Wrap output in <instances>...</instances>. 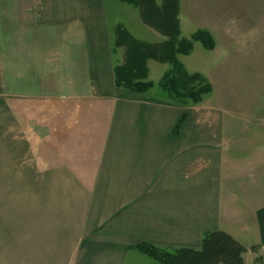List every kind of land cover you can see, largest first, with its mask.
Returning <instances> with one entry per match:
<instances>
[{"label":"crops","instance_id":"1","mask_svg":"<svg viewBox=\"0 0 264 264\" xmlns=\"http://www.w3.org/2000/svg\"><path fill=\"white\" fill-rule=\"evenodd\" d=\"M235 1L179 0V20L184 38L211 33L214 49L196 43L225 77L239 61L243 94L242 64L263 56L217 37L264 0ZM117 22L107 0H0V264H156L139 245L199 248L211 231L264 264V104L255 137L236 135L225 107L117 86Z\"/></svg>","mask_w":264,"mask_h":264},{"label":"trees","instance_id":"2","mask_svg":"<svg viewBox=\"0 0 264 264\" xmlns=\"http://www.w3.org/2000/svg\"><path fill=\"white\" fill-rule=\"evenodd\" d=\"M139 10L143 23L165 37L160 42H147L134 37L123 25L115 28V48L124 49V61L114 69L117 86L137 93H148L156 84L165 97L179 105H197L213 91L211 82L199 72H189L180 56L190 55L194 44L204 48L215 47L214 37L199 30L189 38L181 36L179 0H116ZM150 60L170 65L161 80H149ZM181 120L175 132L182 125ZM138 250L160 264H245L246 248L224 231H211L203 235L199 248H161L141 244Z\"/></svg>","mask_w":264,"mask_h":264},{"label":"rangeland","instance_id":"3","mask_svg":"<svg viewBox=\"0 0 264 264\" xmlns=\"http://www.w3.org/2000/svg\"><path fill=\"white\" fill-rule=\"evenodd\" d=\"M160 1L161 0H158V2ZM257 9L258 11L263 12L255 14ZM107 11L111 26L113 25L112 23L118 21V24L128 28L131 33L140 40L147 42H159L164 38V36H161L160 33L156 32L154 29L143 23L139 10L131 5H127L126 3L116 0H107ZM231 17L233 18L230 22V32H227L226 36H224L223 31H219L217 38L223 39L224 37H230L233 39L237 38L239 40H248L249 45L245 46L246 48L239 46L242 51H246L242 54H248L254 57L263 56L262 62H250L247 64H242L245 70L250 71L253 74V76L243 78L244 80H242V86L249 89L248 93H244L243 90L242 94V89L240 87V80L243 77L240 75V71L243 70L239 61L235 63V70L238 71L236 72V76L229 77L227 75V77H225L224 68H227L229 64L225 63L224 60L222 61V59L216 55H212L213 57H211L210 60H205L207 58V55H205L206 51H204L205 49L200 43H196L197 47L189 57L180 56V58L189 72L193 73L194 71H200V73L207 76L209 78L207 79L212 82L214 88L213 92L209 95H206L204 99L197 105L214 104L225 107L226 109L230 110L231 116L228 117V113L227 120L229 119L232 122V133L236 135L244 133L247 136L255 137V118L257 116L255 109L257 106L264 104V7L262 8L257 6L254 14L248 13L246 16H244L246 21L243 25L237 23L236 21L239 18V14H232ZM257 24L259 25V29H252L256 27ZM235 26H237V29H235ZM239 26H241L240 30L238 29ZM192 32V28L190 30H185L184 35L189 37ZM256 40L258 43L257 46L255 44ZM222 49L223 47H221V49L219 47V52H221V54L223 52ZM150 64L152 70L151 78L155 83H158L157 81H159L161 75L166 71V69L170 68V65L154 60H150ZM154 89L160 92V95L163 97L166 96L158 84H156ZM186 106L195 105L190 104ZM243 125H245V127ZM247 145L250 150H252V152L255 150L254 143H248ZM153 262L160 264L156 261Z\"/></svg>","mask_w":264,"mask_h":264}]
</instances>
